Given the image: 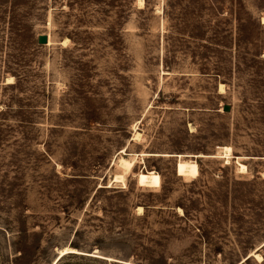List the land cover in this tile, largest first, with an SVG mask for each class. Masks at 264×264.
Instances as JSON below:
<instances>
[{
  "label": "rangeland",
  "instance_id": "obj_1",
  "mask_svg": "<svg viewBox=\"0 0 264 264\" xmlns=\"http://www.w3.org/2000/svg\"><path fill=\"white\" fill-rule=\"evenodd\" d=\"M68 247L264 264V0H0V264Z\"/></svg>",
  "mask_w": 264,
  "mask_h": 264
},
{
  "label": "bare ground",
  "instance_id": "obj_2",
  "mask_svg": "<svg viewBox=\"0 0 264 264\" xmlns=\"http://www.w3.org/2000/svg\"><path fill=\"white\" fill-rule=\"evenodd\" d=\"M141 2V1H140ZM143 2V1H142ZM48 42L51 43V40L48 39ZM10 81L12 80V78L9 79ZM138 137V134L136 135ZM125 153V151H124ZM178 156H183V155H178ZM228 158L232 157V156H227ZM134 160L133 161H129L125 158H123L120 162V165L123 166L126 170L130 171L131 169H133V166H134ZM238 163V162H237ZM240 164V163H239ZM240 167H241V170L242 172H246L248 169H247V166L245 164H240ZM127 171V172H128ZM262 247V246H259L256 250L252 251L249 256H253L254 258H256L257 260L259 261H263V257L262 255L258 252L259 251V248ZM68 253H81L78 249L76 248H73V247H68V248H65L63 249V251L60 253V257H57V259L54 261L53 264H57L60 259L65 256L66 254ZM99 256V255H98Z\"/></svg>",
  "mask_w": 264,
  "mask_h": 264
},
{
  "label": "water",
  "instance_id": "obj_3",
  "mask_svg": "<svg viewBox=\"0 0 264 264\" xmlns=\"http://www.w3.org/2000/svg\"><path fill=\"white\" fill-rule=\"evenodd\" d=\"M38 41L41 44H47L48 43V36L45 35V34H42V35L39 36ZM230 109H231V107L228 104L223 106V110L226 111V112L230 111Z\"/></svg>",
  "mask_w": 264,
  "mask_h": 264
}]
</instances>
